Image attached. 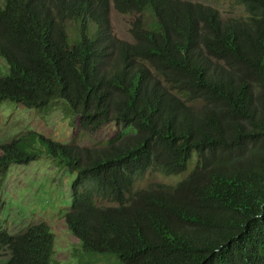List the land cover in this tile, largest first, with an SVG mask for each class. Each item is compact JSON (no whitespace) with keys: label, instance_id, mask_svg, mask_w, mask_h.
<instances>
[{"label":"trees","instance_id":"obj_1","mask_svg":"<svg viewBox=\"0 0 264 264\" xmlns=\"http://www.w3.org/2000/svg\"><path fill=\"white\" fill-rule=\"evenodd\" d=\"M2 1L0 105L46 111L64 101L82 131L116 121L127 134L95 148L37 132L1 144L0 190L12 165L46 154L76 174L65 221L86 253L264 264V0H234L245 21L184 0ZM112 5L154 22L139 19L133 42L118 39ZM148 172L186 177L134 190ZM56 243L46 223L18 236L0 228L6 264H54Z\"/></svg>","mask_w":264,"mask_h":264},{"label":"rangeland","instance_id":"obj_2","mask_svg":"<svg viewBox=\"0 0 264 264\" xmlns=\"http://www.w3.org/2000/svg\"><path fill=\"white\" fill-rule=\"evenodd\" d=\"M212 6L220 11L223 20L245 21L248 18L244 6L234 0H184ZM3 1L0 0V6ZM153 23V13L128 15L119 13L112 5L110 14L111 31L121 40L133 42L132 28L137 20ZM70 38L79 36V25H67ZM96 28L91 26V36ZM8 64L0 57V75L6 76ZM37 132L56 142L74 144L82 148H95L119 140L127 131L119 122H108L97 133L84 132L79 127V118L64 101L53 103L46 111L29 110L22 105L7 101L0 105V145L10 143L22 136ZM36 148L45 150L40 144ZM197 165V157L191 168ZM167 177L148 172L139 180L134 190H143L151 185H173L184 179ZM72 174L66 164L46 154L28 165H12L8 177L0 190V228L11 235L23 234L30 226L46 223L56 235L54 264H122L113 255L86 253L82 243L68 230L65 214L72 210ZM9 260L6 252H0V264Z\"/></svg>","mask_w":264,"mask_h":264}]
</instances>
